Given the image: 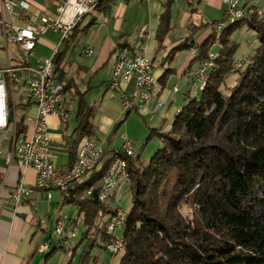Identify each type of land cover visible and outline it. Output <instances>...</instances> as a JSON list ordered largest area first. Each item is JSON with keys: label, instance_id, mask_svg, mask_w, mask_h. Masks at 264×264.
I'll return each mask as SVG.
<instances>
[{"label": "trees", "instance_id": "1", "mask_svg": "<svg viewBox=\"0 0 264 264\" xmlns=\"http://www.w3.org/2000/svg\"><path fill=\"white\" fill-rule=\"evenodd\" d=\"M111 1L101 0L96 14L81 30L97 23L101 12H109ZM174 1L166 0L160 13L155 37L161 51L173 27ZM253 9L249 17L224 25L219 31L215 24L224 22L225 14L224 19L212 21L214 30L201 42L193 35L204 23L194 24L190 35L169 50L166 58L172 60L179 50L194 48L190 65L208 59L214 45L218 46V56L200 93H186L188 101L177 111L172 128L165 132L152 129L149 137L158 134L162 145L149 160H140L139 155L129 157L121 149L110 152L104 148L99 164L71 183L68 195L63 192L62 203L76 205L83 215L86 231L79 243L88 239L89 249L95 245L105 248L115 238L107 228L111 216H105L116 214V210L99 199V192L113 160L122 156L128 161L132 205L121 229L124 250L119 264H264V15L259 6L254 4ZM244 24L256 31L259 45L242 71L243 64L235 61L238 44L230 37ZM79 26L80 22L65 41H70ZM69 45L58 49L54 61L55 71L60 72L58 79L65 81V92L75 100L72 111L76 126L66 138L72 165L80 141L96 135L97 127L96 106L85 97L91 86L79 89L62 68ZM135 49L122 38L114 52L127 50L135 55ZM171 71L173 68L165 70L159 80L163 82ZM236 71L241 73L240 82L227 94L222 87ZM11 99L13 122L15 112L29 109L32 102L15 103ZM18 116L16 132L21 133L27 128L25 113ZM184 203L193 208V217L182 214ZM47 240L51 248L45 260L58 247L51 246V237ZM89 253L86 250L83 258ZM83 258L81 263L86 264Z\"/></svg>", "mask_w": 264, "mask_h": 264}, {"label": "rangeland", "instance_id": "2", "mask_svg": "<svg viewBox=\"0 0 264 264\" xmlns=\"http://www.w3.org/2000/svg\"><path fill=\"white\" fill-rule=\"evenodd\" d=\"M31 1L41 8H48L42 12L45 13V15L56 12L58 0ZM165 1L166 0H112L111 10L107 13L101 12L98 14L97 23L90 25L87 29H85L86 31H82L81 29L88 24L92 14H96V12L84 16L79 21V30L76 31V34L70 39V41H60L59 34L53 30L42 34L38 40L34 55L30 58L32 65L35 66L38 62H44L51 59L54 56L57 46L59 50H62L67 44H70L65 53V57L62 60V68H64V71L66 70L65 73L67 78H74L83 87V89H87L89 85L91 86L85 96L91 104H105L108 109L118 111L123 110L122 116H120V118L113 122L110 126L103 123V120L108 118L112 113L118 114L121 112H108L107 110H102V112L99 111L94 118V124L97 127V134L94 135L92 139L111 152V150L122 148L126 136L133 142L136 156L139 155L140 160L143 161L149 160L155 151L162 145V140L158 134H153L149 137L152 129H160L162 126L172 128L173 120L178 108H182L188 101V99H185V94L188 93V95H193L192 92L195 89L193 87V79L190 76V72L195 70L200 62L193 61L192 65H190L195 53L194 48L179 50L172 60L166 58L169 50L178 44L182 39L190 35L192 25L194 24L201 25L204 23V25L193 35V39L196 41L202 37L208 27L211 28V31L214 30L211 22L224 19V9L218 7L213 0L174 1L171 7V26L173 27L165 38V48H163L162 51H157L158 42L155 36L153 40L155 42L154 52L156 58L154 60L152 75L155 81V88L151 93L150 102L152 103L148 110H144V108L147 107L146 105L141 110H132L127 115L129 110L123 109L120 93L111 88L110 85L108 86L107 82L112 76V72H110L109 68L112 60L115 58V54L110 55L112 57L107 62L106 57L96 69L90 68L89 70H86L84 67H91L95 61L99 60L102 52L109 49V41L116 43L123 38L131 44L138 45L139 42L140 44L143 42V39L146 36V30L148 35L152 36L153 34H156V30L160 22V13L163 11V3ZM255 1L259 4V10L262 15H264V0ZM21 14H27L31 17L33 16L32 21L38 25L40 21L39 16H37L33 11L27 12L20 9L16 10L12 14V19L16 24L27 27L32 22L28 17L22 18ZM34 18H37L39 21ZM224 22L226 26L230 24L227 20ZM143 27L147 28H144L145 31L143 36L138 37V34L141 32ZM120 36H122V38ZM256 36V31L248 28L247 24L236 28L231 34L230 38L238 44L235 61L243 64V67H240L241 69L243 68L242 71L246 67L248 57L259 45V39ZM217 48V45L212 47L209 52V57L211 52H216ZM87 49H90L92 53H86ZM146 54L150 58H153L151 54ZM9 55L10 50L0 48L1 59H5ZM237 66H239V64H237ZM168 68H173V71L169 72L164 81L161 82L159 80L160 77L156 75L157 70L162 69L164 73V71ZM183 70H186V72ZM59 73L60 72L57 74ZM240 76L241 73L239 71L232 72L230 76H228L226 84L222 87L223 92L230 94L233 88L240 82ZM175 87L179 89L177 92L175 91ZM17 88L18 87L15 86L13 89L14 91L10 90V94L12 92V96L14 98L12 97L11 99L9 95V99L13 100V102L19 101L16 94L18 90ZM158 90L162 91L159 97H157ZM13 92L16 95L13 94ZM156 101L161 103V107L154 111L152 109H154L153 107ZM68 121V130L66 132L71 133L76 126L74 112L69 115ZM61 125H63L62 129L65 130V122ZM10 133L12 132L9 131L6 134L10 135ZM57 160L59 162H67L68 157L67 155L58 156ZM136 162H138L137 159ZM130 187V182L125 181L118 190L117 196L115 197L114 195L109 201H107L110 203V207L116 210V214H108L105 218L117 215L119 212H121L123 216L128 214L132 205V192ZM58 194V192H55V197H57ZM63 205L64 207L62 212L65 214H60L58 218H61V216H67L68 219H72L73 227L71 231L68 229L65 231L66 240L57 241L51 237L55 227L54 218L57 215L55 212V203L51 204L44 201L40 204V211L43 213L42 215L44 218L42 220L45 222V220L47 221L48 219L50 221V227L48 232L40 230L38 232L40 233L38 234V237L45 234L46 237H51V241L53 242L51 246L58 245L54 253L45 261V253H47L50 249L48 248V250L42 252L39 251L38 248L43 243L41 242L37 246V251L41 252L40 255L42 261H45V264H82L81 260L83 258V254L86 250H89V256L86 255L87 257L83 258V260L86 261V264H118L120 261V254L115 255L111 253L107 246L103 248L95 245L89 249L87 247L88 239H84L83 242L79 243L86 231V227L83 222V215H79V209L76 205ZM60 208L61 205L58 207V210H60ZM181 210L183 212L182 214L187 217H193V208L189 203H184ZM50 212L51 216H49ZM44 227H47V224H45ZM73 231L75 232V235H72ZM114 232L115 238L113 241L117 238V236L122 237L121 229H116ZM90 237L94 236L91 235ZM108 244L109 243H107V245Z\"/></svg>", "mask_w": 264, "mask_h": 264}, {"label": "built area", "instance_id": "3", "mask_svg": "<svg viewBox=\"0 0 264 264\" xmlns=\"http://www.w3.org/2000/svg\"><path fill=\"white\" fill-rule=\"evenodd\" d=\"M101 0H58L56 12L45 15L42 13L48 8H41L31 0H0V48L16 46L21 52L16 63L11 61L2 64L0 62V131L9 132L7 140L10 142V152L8 160L18 159L23 168H33L37 177L35 187L44 191L47 199L52 198L51 190L59 189L68 195V186L76 180L93 170L98 164L104 152L103 146L92 138L84 137L77 148L76 159L72 165L61 169L55 166L53 156V138L51 134L49 117L58 116L67 118L71 114V106L75 101L65 92V82L58 79L57 66L54 56L58 51V46L51 59L40 62L32 66L29 61L34 55L40 36L47 31H56L60 36V41H65L71 35L74 27L86 15L94 13L96 6ZM225 4L224 14L227 22L233 23L244 17H249L253 12L254 0H223ZM27 12L33 11L39 16L38 25L33 22V16L21 14L22 18L28 17L32 21L29 26L16 24L12 19V14L16 10ZM34 20V21H35ZM225 22L216 24L215 30L219 31L224 27ZM145 29L140 32L143 36ZM59 45V43H58ZM86 53L92 51L87 49ZM216 52H211L210 57L199 63L198 67L190 72L193 79L192 92L198 95L206 84L209 76L208 70L214 65ZM154 67L153 58L144 52H137L135 55L127 50L118 51L113 62L112 77L109 85L121 95L123 109L141 110L150 103L151 93L155 85L152 69ZM15 86L21 92L28 94L35 104L36 113H25L24 124L26 130L21 133L16 132V122L19 113L15 112V119L10 120L9 95L10 90ZM134 90V91H133ZM179 89L175 87L177 92ZM134 92V93H133ZM161 103L157 102L154 108H160ZM122 152L129 157H136L133 142L125 136ZM128 161L122 156H117L103 179V184L99 192L101 201H109L116 192V189L127 181ZM88 194H91L90 188ZM34 192V187L27 186L22 182L6 188L3 183L0 193L7 194L16 204L23 199L30 197ZM62 202L59 203L58 207ZM62 206V205H61ZM44 220H42L43 222ZM125 216L119 212L110 217L108 222V232L115 234L116 229H122ZM72 219L67 216L59 217L54 227L51 237L57 241L66 240V230H72ZM75 235V232H72ZM69 239V238H68ZM50 241H44L39 251L50 249ZM108 250L113 254H120L124 250L121 236L107 245Z\"/></svg>", "mask_w": 264, "mask_h": 264}, {"label": "crops", "instance_id": "4", "mask_svg": "<svg viewBox=\"0 0 264 264\" xmlns=\"http://www.w3.org/2000/svg\"><path fill=\"white\" fill-rule=\"evenodd\" d=\"M214 3L225 10V4L223 0H213ZM255 5L259 6V4L254 0L253 2ZM147 28V27H143ZM142 28V29H143ZM211 32V28H207L205 32L203 33L202 37L197 40V42H201L203 38H205L209 33ZM140 34V33H139ZM138 34V37L140 36ZM155 34L148 35L147 30H146V36L143 39V42L138 45L133 44L136 46L135 51L136 52H144L151 54L153 59L155 60V42L154 40ZM109 49L105 50V52H102L101 57L99 60L95 61L91 67H84L86 70H89L90 68L96 69L101 62H103L106 59V62L111 59L112 56L114 55L115 58L117 56L118 51L114 52L116 45L118 42L114 43L113 41H109ZM1 49H6V48H1ZM6 50H10V55L7 56L5 59L0 58V62L2 64L12 62L16 63L20 57L21 52L18 51L16 46H9ZM157 51H159L157 49ZM156 51V52H157ZM101 54V53H100ZM87 55V54H86ZM115 58L112 60V63L110 65V72H112V67H113V62ZM29 63L32 65L31 60ZM40 62L37 63V65ZM33 66V65H32ZM36 66V65H35ZM66 71V70H65ZM186 72V70H183ZM181 74V72H180ZM156 75L160 77L163 75V71L157 70ZM112 77V76H111ZM67 78V75H66ZM68 79V78H67ZM76 81V80H75ZM65 82V81H64ZM86 82V81H85ZM79 89H83V87L76 81ZM108 86H109V80H108ZM18 87V86H16ZM155 85L153 87L154 91ZM17 97L19 99L18 102L26 103L29 101V96L26 93L21 92V89L18 87L17 88ZM163 89V88H159ZM162 93L161 90H158L157 92V97L160 96ZM13 94H15L13 92ZM15 94V95H16ZM186 96V94H185ZM11 97L12 92H11ZM14 98V97H13ZM31 100V99H30ZM32 105L30 106L29 109L27 110H17L16 113L23 114V113H36L37 108L33 101L31 100ZM89 102V101H88ZM158 101H156L157 103ZM15 103H17L15 101ZM90 103V102H89ZM150 102L147 107L144 108V110H148L151 107ZM156 103L154 107L156 106ZM91 104V103H90ZM93 105L96 106V114L100 111L102 112L107 110L108 112H121V113H112L108 118L104 119L103 123L108 124L109 126L113 124L116 120L122 116V111L118 110H111L108 109L107 105L105 104H99L96 105L94 103ZM150 106V107H149ZM153 107V108H154ZM71 112L74 108V104L70 107ZM158 109V108H157ZM156 108L152 110H157ZM180 108H178L179 110ZM125 110V109H124ZM96 117V116H95ZM68 118H62L58 116H50L49 117V124H50V129H51V134L53 138V156L52 160L55 164L56 167L64 169L67 168L71 165V161L69 159V151H68V146L66 145V138L72 133H67L66 131L68 130ZM95 121V120H94ZM63 122H65V130H63ZM170 127H161L160 130H170ZM7 132L0 131V188L1 185L4 183L6 188L14 186L15 184L22 182L27 186L34 187V192L30 197H27L23 199L22 202L19 204H16L15 201L10 198L7 194L0 193V264H45V261H42L41 258V252L37 251V246L41 243L49 239V237H46L45 234L40 235L38 237V233L40 230H45L48 232L49 227H50V221L47 219L45 222H41L43 218V213L40 211V204L41 202L46 201L53 204L55 203V223L57 221V218L60 214H65L63 211V203L61 204L60 210H58V205L60 202H62V197H63V192L58 189H53L51 190L52 193V198L47 199L44 196V191L36 188L35 183H36V177L37 173L36 170L33 168H23L20 161L16 158L13 160L9 161L8 160V155L10 152V142L7 140ZM67 155L68 161H62L59 162L57 160L58 156H63ZM57 160V161H56ZM61 160V159H60ZM74 161V160H73ZM124 183V182H123ZM123 183L116 189L115 197L118 194V190L120 187L123 185ZM58 192V196L55 197L54 193ZM114 197V198H115ZM49 216H51V212L49 213ZM47 224V227H44V225ZM58 243V242H56ZM46 255V254H45ZM121 258V255H120ZM120 262V261H119ZM118 262V264H119Z\"/></svg>", "mask_w": 264, "mask_h": 264}]
</instances>
